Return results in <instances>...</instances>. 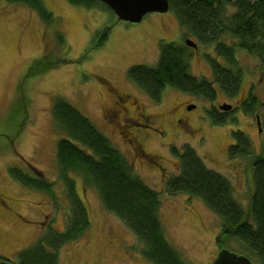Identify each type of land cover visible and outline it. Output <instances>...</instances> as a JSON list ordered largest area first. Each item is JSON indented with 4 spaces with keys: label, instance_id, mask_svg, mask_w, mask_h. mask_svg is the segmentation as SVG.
I'll list each match as a JSON object with an SVG mask.
<instances>
[{
    "label": "rangeland",
    "instance_id": "1",
    "mask_svg": "<svg viewBox=\"0 0 264 264\" xmlns=\"http://www.w3.org/2000/svg\"><path fill=\"white\" fill-rule=\"evenodd\" d=\"M42 2L52 15L50 23L41 22L22 4L0 0V259L15 264L21 251L50 231L61 232L66 227L70 204L55 161L56 144L65 134L52 119L53 104L63 99L85 116L126 158L133 173L158 194L164 237L184 262L211 264L220 250V221L200 199L185 194L171 196L165 191V180L179 170L171 148L180 152L187 145L193 149L207 169L228 181L241 208H247L253 191L250 162L264 153L259 59L236 50L241 79L232 96L216 84L213 102L165 87L160 100L154 102L128 79L131 66H154L160 43H174L188 49L189 74L212 81L208 59L222 62L216 57L214 44L200 45L195 38L184 36L171 10L148 13L140 23L131 24L119 21L101 6L86 9L66 0ZM105 28L108 31L103 39ZM187 39L196 44L195 49L185 45ZM222 41L230 40L224 37ZM110 90L130 95L154 116V124L143 130L147 134L124 132L127 124L114 119L109 111L114 106ZM247 99L255 103L251 115L239 108V101ZM223 104L232 106L233 111L223 125L211 124L206 111L211 105L217 108ZM189 106L195 108L189 111ZM254 113L260 118L259 134ZM236 131L249 140L250 153L231 158L227 150ZM135 139L141 152L133 147ZM10 168L29 175L38 170L39 179L52 184V193L26 189L9 176ZM32 177L36 178L35 174ZM69 177L86 209L89 226L77 240L59 247L57 264H149L140 253L142 244L116 216L103 209L96 190L85 185L79 175ZM39 221H44V227ZM114 234L123 239L115 240ZM125 248L135 254L125 252ZM223 249L243 254L236 243Z\"/></svg>",
    "mask_w": 264,
    "mask_h": 264
},
{
    "label": "trees",
    "instance_id": "2",
    "mask_svg": "<svg viewBox=\"0 0 264 264\" xmlns=\"http://www.w3.org/2000/svg\"><path fill=\"white\" fill-rule=\"evenodd\" d=\"M4 1L22 4L44 24L52 21L42 0ZM66 1L86 9L99 6L108 9L99 0ZM167 1L184 36L195 38L200 45L214 44L216 57L222 62L208 59L212 81L197 80L188 71V49L174 43H160L158 62L151 67L131 66L128 79L154 102L160 100L165 87L213 102L217 93L214 84L227 96L236 93L241 74L235 52L240 50L259 59L264 109V0ZM107 31V28L103 30V39ZM224 37L229 38V43L222 41ZM247 102L244 107L255 106L253 99ZM206 114L216 126L223 125L227 116L212 105ZM52 119L65 134L56 144L55 161L70 213L63 232L42 236L18 254V264H57L59 247L77 240L88 228L86 209L70 174L79 175L85 185L96 190L103 209L116 216L142 244L140 253L149 264H186L164 237L158 194L133 173L126 158L65 100L53 104ZM232 134L234 143L228 147V156L248 155L249 140L245 134L240 131ZM171 153L178 161L179 170L165 180V191L171 196L185 194L200 199L220 221L219 248L236 243L251 264H264V153L251 159L253 191L245 210L233 199L228 181L207 169L193 149L185 145L180 152L171 148ZM8 172L25 188L52 193V184L39 179L36 169L31 175L17 168Z\"/></svg>",
    "mask_w": 264,
    "mask_h": 264
},
{
    "label": "flooded vegetation",
    "instance_id": "3",
    "mask_svg": "<svg viewBox=\"0 0 264 264\" xmlns=\"http://www.w3.org/2000/svg\"><path fill=\"white\" fill-rule=\"evenodd\" d=\"M260 80H261V78H260ZM110 93H111L112 99L114 101L112 103V104H114V106H113V108L109 109V111L113 115L114 119L117 117V119L121 120V123L127 124L126 126L125 125L123 126L125 128L124 132L126 134H129V135L130 134H147L143 130L145 128L149 129L154 124V122H155L154 116L152 114L146 113V111L143 108H141L138 105L137 101L135 99H133L130 95L114 93L111 90H110ZM114 96L116 97L115 98L116 100H114ZM247 101H248V99L245 100V102H244V100L239 101L238 104L241 106L239 108L242 110L243 113L251 115L254 107L253 108L248 107L247 109H245L243 106V104H246V106L248 105ZM189 107H188V110H189ZM218 110H219V106H218ZM219 111H220L221 115L226 116L230 112L233 111V107L231 106L230 111H222V110H219ZM253 117L255 118V123H256V127H257L256 129L258 130V134H259V132H261V128H260V123L258 126L257 122L259 121L260 118H259L258 114H256V113H254ZM177 123H180V120H177ZM120 125L118 124L119 127H120ZM133 147L135 148L136 151L141 152V150L139 148L140 145L138 144L136 139H135V144L133 145ZM26 189H28V188H26ZM28 190H31V189H28ZM35 192L45 193V194L49 195V193L42 192V191H36L35 190ZM43 217H44V220L47 218L46 215H44ZM37 223L39 225H41L42 227H44V221H39ZM63 230L61 232H63ZM61 232H54V233H61ZM114 239L115 240H122L123 237L121 235L114 234ZM124 251L129 253V254H135V252H132V249H129V248H125ZM139 255L140 254H136L135 256L139 257ZM17 259H18V257H17ZM0 260H1L0 263H3V262L11 263V262L6 261V260H2V259H0ZM11 264H14V263H11ZM15 264H18V261Z\"/></svg>",
    "mask_w": 264,
    "mask_h": 264
},
{
    "label": "water",
    "instance_id": "4",
    "mask_svg": "<svg viewBox=\"0 0 264 264\" xmlns=\"http://www.w3.org/2000/svg\"><path fill=\"white\" fill-rule=\"evenodd\" d=\"M105 5L119 21H125L131 24H138L148 13L164 14L169 10L167 0H99ZM185 45L191 49L196 48V44L190 40H185ZM190 106L189 109H194ZM231 106L223 104L219 110L230 111ZM259 126V121L257 122ZM11 264V263H0ZM211 264H251L245 256H238L225 249L218 251Z\"/></svg>",
    "mask_w": 264,
    "mask_h": 264
}]
</instances>
